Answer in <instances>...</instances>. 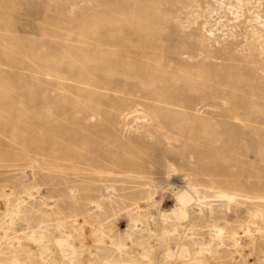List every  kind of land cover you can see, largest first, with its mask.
<instances>
[{
  "label": "rangeland",
  "instance_id": "obj_1",
  "mask_svg": "<svg viewBox=\"0 0 264 264\" xmlns=\"http://www.w3.org/2000/svg\"><path fill=\"white\" fill-rule=\"evenodd\" d=\"M0 264H264V0H0Z\"/></svg>",
  "mask_w": 264,
  "mask_h": 264
},
{
  "label": "bare ground",
  "instance_id": "obj_2",
  "mask_svg": "<svg viewBox=\"0 0 264 264\" xmlns=\"http://www.w3.org/2000/svg\"><path fill=\"white\" fill-rule=\"evenodd\" d=\"M179 199H180V201L185 202V201L188 199V197H187L186 195H181V196L179 197ZM220 234H221V232L218 231V232H217V235H220Z\"/></svg>",
  "mask_w": 264,
  "mask_h": 264
}]
</instances>
